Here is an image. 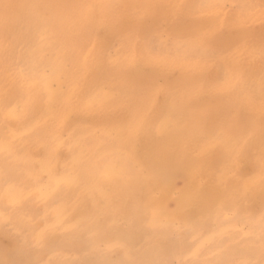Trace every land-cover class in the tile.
<instances>
[{"label": "bare ground", "instance_id": "bare-ground-1", "mask_svg": "<svg viewBox=\"0 0 264 264\" xmlns=\"http://www.w3.org/2000/svg\"><path fill=\"white\" fill-rule=\"evenodd\" d=\"M11 2L0 261L264 264V0Z\"/></svg>", "mask_w": 264, "mask_h": 264}, {"label": "rangeland", "instance_id": "rangeland-1", "mask_svg": "<svg viewBox=\"0 0 264 264\" xmlns=\"http://www.w3.org/2000/svg\"><path fill=\"white\" fill-rule=\"evenodd\" d=\"M21 7L22 6H21V3H20V0H12V2L10 4L8 3V5L6 6L7 12L9 13L10 16L16 15L17 14L16 12L19 11ZM113 117L117 118L116 116H113ZM170 187H171L170 193L163 200V208L167 212V214L176 215V214L179 213V206H178L179 195H180L181 192H183L186 189V179H185V177L182 174H180V173L174 174V176L171 179ZM118 201H117V203H118ZM235 210H236L235 207L231 206L229 208L228 212L226 213V215H227L226 225L228 226L227 227L228 230H230L232 228L235 229L234 228L235 227V218H236ZM127 214L130 217H134L128 211H127ZM228 219H231V220L228 221ZM233 220H234V222H232ZM244 221H246V220L243 219V218L240 221H238L240 225H239V227L237 226V228H239L240 230L242 228H244V232L246 233L247 229H246V227L244 225V223H245ZM230 222H232V223H230ZM232 237H233L232 234H230V235L227 236L226 240H228V241L231 240L232 241L233 240ZM100 241L106 242V237L103 236L102 238L98 239L95 243L100 242ZM199 256H201V254L197 255V257H199ZM25 257H28V256H25ZM107 259H108V255L105 256L106 262H107ZM183 259H184V257L180 258V260H183ZM223 260L232 261L233 258L230 259V256L228 255V253L224 252ZM7 261H10V260H7ZM11 261H14L15 264H20L21 259H12Z\"/></svg>", "mask_w": 264, "mask_h": 264}, {"label": "snow or ice", "instance_id": "snow-or-ice-1", "mask_svg": "<svg viewBox=\"0 0 264 264\" xmlns=\"http://www.w3.org/2000/svg\"><path fill=\"white\" fill-rule=\"evenodd\" d=\"M46 31H47L46 25L43 22H41L39 25V29H38V36L42 35ZM262 225H264V218H262ZM262 232H264V226H262ZM220 235L223 236L224 234L221 233ZM34 239L36 240L37 243L41 242V238L39 236L34 237ZM198 254H199V249H196L195 251L190 253V255H193V256H196ZM0 264H15V262L14 261H0ZM41 264H43V262H41ZM152 264H156V262H152ZM190 264H199V262L192 261L190 262ZM208 264H252V262L250 261H226L223 259H217L214 261H209Z\"/></svg>", "mask_w": 264, "mask_h": 264}]
</instances>
